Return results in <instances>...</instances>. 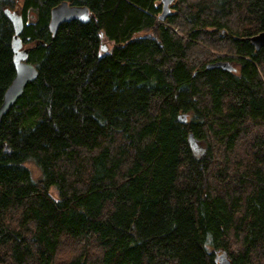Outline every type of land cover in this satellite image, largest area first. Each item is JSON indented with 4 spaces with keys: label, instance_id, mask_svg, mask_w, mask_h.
<instances>
[{
    "label": "trees",
    "instance_id": "trees-1",
    "mask_svg": "<svg viewBox=\"0 0 264 264\" xmlns=\"http://www.w3.org/2000/svg\"><path fill=\"white\" fill-rule=\"evenodd\" d=\"M62 1L92 18L53 36ZM6 9L39 76L0 128V264H264V0H0V106Z\"/></svg>",
    "mask_w": 264,
    "mask_h": 264
},
{
    "label": "water",
    "instance_id": "water-1",
    "mask_svg": "<svg viewBox=\"0 0 264 264\" xmlns=\"http://www.w3.org/2000/svg\"><path fill=\"white\" fill-rule=\"evenodd\" d=\"M175 0H161L162 2V14L159 20L165 21L167 16L171 13V5ZM6 16L12 21L15 29V35L13 38V50H14V65L16 74L13 82L8 87L4 94L3 103L0 106V128L5 115L10 109L17 103L19 98L23 95L26 87L36 81L39 76V70L36 66L28 61L29 49L24 48L21 39V34L24 28V21L20 10L11 11L10 9L5 10ZM92 18L91 11L87 6L84 5H72L68 1H62L51 10L49 29L53 36L57 34L59 28L72 21H79L81 23H88ZM105 36L104 33L101 37ZM252 45L256 51H260L264 47V31L252 36L250 39ZM101 51L104 53L108 52L107 46L102 43ZM208 69L222 68L227 71H233L234 68L228 62H217L207 67ZM187 115H180L179 121L181 123H187ZM189 145L191 150L197 157V151H202L205 154L206 151L201 148L198 141L194 138L193 134H190ZM215 264H234V260L231 256L223 251L215 258Z\"/></svg>",
    "mask_w": 264,
    "mask_h": 264
},
{
    "label": "rangeland",
    "instance_id": "rangeland-1",
    "mask_svg": "<svg viewBox=\"0 0 264 264\" xmlns=\"http://www.w3.org/2000/svg\"><path fill=\"white\" fill-rule=\"evenodd\" d=\"M174 3H175V1H174L173 4L171 5V11H172V7H173ZM161 5H162V2H161ZM102 41H103V43L107 46L108 51H110V49H111L112 46H113V42H111L106 36H103V37H102ZM196 155H198V157H201V156L203 155V154H202V151H197V154H196ZM28 167H29L30 170L32 171L33 176H34L35 178H38V177L40 176V169H39L35 164H33V163H29V164H28ZM51 194H52L53 197L57 198V193H56V190H55L54 188L51 190Z\"/></svg>",
    "mask_w": 264,
    "mask_h": 264
},
{
    "label": "bare ground",
    "instance_id": "bare-ground-1",
    "mask_svg": "<svg viewBox=\"0 0 264 264\" xmlns=\"http://www.w3.org/2000/svg\"><path fill=\"white\" fill-rule=\"evenodd\" d=\"M251 38H252V36H251V37H249V38H246V39H248V40L251 42V40H250ZM216 63H217V62H216ZM213 64H215V63H213ZM209 65H211V63H210V64H208V65H207V67H208ZM182 114H183V115H187V113H181L180 115H182ZM180 115H179V116H180ZM190 134H193V133H192V132H190V133H189V136H188V138L190 137ZM193 136H194V134H193ZM194 138H196V137L194 136ZM196 139H197V138H196ZM188 140H189V139H188Z\"/></svg>",
    "mask_w": 264,
    "mask_h": 264
}]
</instances>
